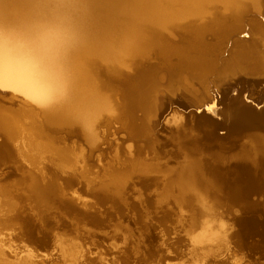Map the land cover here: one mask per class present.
<instances>
[{
	"label": "bare ground",
	"instance_id": "1",
	"mask_svg": "<svg viewBox=\"0 0 264 264\" xmlns=\"http://www.w3.org/2000/svg\"><path fill=\"white\" fill-rule=\"evenodd\" d=\"M259 16L264 0H0V91L22 103L0 106V164L21 170L20 187L42 208L33 223L1 199L13 211L7 219L42 240L56 204L95 218L103 204L117 211L128 202L123 191L153 187L197 215L193 239L210 252L235 237L264 243L249 222L261 211L251 195L264 189V114L239 103L264 101ZM244 31L249 39L238 36ZM215 71V97L187 107L182 85L199 93L190 78L202 83ZM221 111L224 119L213 118ZM102 127L119 151L90 177L80 167L100 148ZM72 134L83 141L68 143ZM77 175L93 201L65 199ZM220 195L231 202L228 221L214 212ZM62 252L76 263V248ZM0 264L38 263L11 260L0 247Z\"/></svg>",
	"mask_w": 264,
	"mask_h": 264
},
{
	"label": "rangeland",
	"instance_id": "2",
	"mask_svg": "<svg viewBox=\"0 0 264 264\" xmlns=\"http://www.w3.org/2000/svg\"><path fill=\"white\" fill-rule=\"evenodd\" d=\"M259 17L264 21V16ZM241 33L238 36L249 39V32L244 31V35ZM14 93L16 92L7 90L6 94H2L0 91V106L18 108L22 103L20 99L13 97ZM261 93L264 94V91ZM209 95L205 93L202 99H207ZM114 128L116 125L111 127V132ZM101 131V137L104 138L100 141V148L88 150L87 160L80 167L90 177L101 176L119 151L118 148L116 151L117 145L114 143V135L109 132L110 128L107 130L102 127ZM1 140L2 137L0 142ZM79 140L72 134L68 143ZM2 144L9 148L13 146L4 141ZM239 144L237 142L235 150H239ZM20 171L13 163L0 164V188L15 185L0 193V201L10 200L16 204L21 214L28 215L29 221L37 223L36 214L37 211L42 212V208L27 196L29 192L20 187L23 182V173ZM74 178V184L67 187L69 198L65 199H72L77 204L93 199L85 179L78 175ZM121 194L128 202H119L121 206L117 211L109 203L103 204L95 218L78 214L79 208L76 205L66 209L63 205L56 204L50 209L51 213L42 227L49 236L42 240H37V234H30L28 229L19 228L18 220L7 219L11 218L13 211L0 206V247L11 260L29 256L38 264H68L63 256V245L70 248L72 246L74 251L76 248L75 264H264V243L249 245L244 240V244H241L235 237L227 246H216L211 252L203 244L196 243L193 236L200 229L194 223L197 215L194 217L192 210L174 202L173 197L162 195L153 187L130 188ZM212 195L217 197V193ZM142 198L145 200L141 201ZM251 198H258L262 214L256 212V216L261 218L264 215V189L253 193ZM219 200L214 206V212H219L220 220L228 221L227 211L231 202L222 195Z\"/></svg>",
	"mask_w": 264,
	"mask_h": 264
},
{
	"label": "water",
	"instance_id": "3",
	"mask_svg": "<svg viewBox=\"0 0 264 264\" xmlns=\"http://www.w3.org/2000/svg\"><path fill=\"white\" fill-rule=\"evenodd\" d=\"M241 34L244 35L245 33L242 32ZM225 45L226 46L224 48V52H223L222 56H226L228 51L231 49V46H232L231 40L229 42H226ZM219 77L220 76H219L218 72L215 71L214 73H210L202 83L200 82L198 77L190 78V81L200 89L199 93H196L190 85H184L183 84L181 87L182 91L180 92V97L183 100V102L186 104V106L191 107V106L200 104L204 100V99H202V97L205 93H209V94L211 93L212 96L215 97V95H216L215 85L217 83H219V80H220ZM261 89L264 91V89L262 87H261ZM217 95L219 98V93H217ZM229 95H230L229 97L232 99L233 97L236 98L237 94L235 92H231V93H229ZM214 101H215V98L211 99V102H214ZM226 103H227V101H226ZM239 103L252 108L253 110H255L259 114H264V101L259 102V103H253L251 101H248V100L244 101L241 99V101ZM198 109L199 108H197V110ZM213 118H215L217 120L224 119V112L221 111L217 117H213ZM220 131L221 130H219V132ZM257 212L262 214L261 213L262 211H260V210H258ZM256 214L257 213L255 212V214L253 216H249V217H251L249 219V222H250V224H253L254 228L255 227L256 228L259 227L260 229L262 228L259 231L262 233V235L264 237V215H261L262 216L261 218H257Z\"/></svg>",
	"mask_w": 264,
	"mask_h": 264
}]
</instances>
